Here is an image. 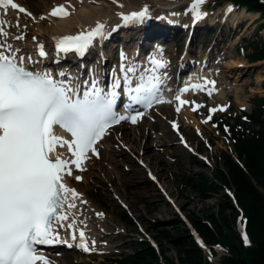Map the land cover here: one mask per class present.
I'll list each match as a JSON object with an SVG mask.
<instances>
[{
	"label": "rangeland",
	"instance_id": "rangeland-1",
	"mask_svg": "<svg viewBox=\"0 0 264 264\" xmlns=\"http://www.w3.org/2000/svg\"><path fill=\"white\" fill-rule=\"evenodd\" d=\"M57 1L68 0H23V3L32 10L31 13L36 17H45L41 20L43 27L47 28L51 23V18L48 16L49 6L51 9ZM124 1L131 2L133 5L168 1L170 2L168 6H172L168 7L169 12L176 13L184 22L185 26L181 29L178 38L154 43L162 45L160 48L162 57L168 62L164 69L171 74V81H177L180 76L176 72L177 67L181 62L188 61L186 50L189 45L186 44L192 31L189 22L193 17L190 13L186 14L185 10L191 0ZM111 3L116 6L113 1ZM238 4L239 6L232 0H220V2L207 0L203 5V10L208 13L206 19L218 23V28H216L218 30L216 33L204 32L203 38L199 35L197 40L194 38L190 43L194 55L190 56L192 61L189 66L193 70L201 63L203 69L197 72L198 75L208 76V73H211L208 79L215 81L211 96L202 93L196 99H192L196 104L203 105L192 113L190 111L191 109L193 111L194 105L191 103L184 113L177 112L173 103L169 104L166 111L164 107L157 108L152 115L146 118L145 122L137 125L138 129H145V132L149 133L153 130L145 128V125L156 123L157 133H152L153 137L143 136L141 141L146 147L139 148L136 152H132L131 146L120 138V133L127 132L129 127L117 126L110 131L104 141L100 142L101 157L91 153L95 157L97 166L94 174L89 175L91 168L85 169L83 173L88 174V178L86 182H80V186L78 185L86 197L88 208V215L87 213L85 215L87 219L82 220V224L89 228L90 240L96 242L94 250L92 253L70 250L63 255L54 256L50 264H113L111 263L113 257L132 252L136 243L142 239L150 242L154 240L158 245L166 248L167 255L177 257L178 252L174 244L163 237L161 231L166 229L175 238L179 237L181 233L178 230L184 229L186 225L190 229L194 227L191 222L192 214L206 217L213 211L217 213L220 204L226 203L224 193L231 191L226 184L219 181L221 186L219 191H210L207 197H203L186 183L182 176L184 173L198 175L204 172L216 181L214 170L217 168V163L221 164L223 152L232 149L233 140L222 133L212 119L207 123L204 122L209 116V109L227 106L223 111L218 110L211 115L218 113L243 115L245 111H252L255 105L252 103L253 98L264 96V61L260 63L250 61L246 55L252 49L245 46L253 39L259 41L264 38V14L260 12L261 10L246 4L239 2ZM229 6L232 8L231 11H228ZM243 6H247V9ZM114 10L117 8L112 7V11ZM235 14H237L236 17ZM28 17L22 21V26L17 28L18 32L27 35L39 33L37 22L30 16ZM221 17H223L222 21ZM204 21L203 18L201 23ZM235 21H237L236 25ZM224 24L226 36L225 33L220 35L221 26L223 27ZM148 27L149 25L141 27L142 38H145L149 31H155V28ZM132 31L134 34L138 32L136 28ZM218 36L225 39L218 40L215 44ZM121 37L120 33L116 34L117 39ZM123 46L127 56H137L138 39L132 38L128 43L120 41V47ZM108 53L110 54V51ZM240 100L247 101L250 103L249 106ZM177 118L182 119L181 128L189 142L188 145L181 141L178 133L171 127L170 120H177ZM186 120L188 123L183 126ZM156 134L162 135V139L165 140L155 146L153 143L157 141L156 138L160 137V135L156 137ZM158 147L164 149L161 150ZM143 151H146L147 161L157 171L161 181L154 180L151 176L148 169L150 165L141 158ZM194 156L200 160L204 159L207 166L195 162ZM75 181L74 177L73 182ZM98 213L103 215L99 216ZM225 213H229V209H226ZM123 214H127L132 222L124 220ZM239 227L242 231L244 230L241 223ZM163 264L167 263L163 262ZM176 264L179 263L176 262Z\"/></svg>",
	"mask_w": 264,
	"mask_h": 264
},
{
	"label": "snow or ice",
	"instance_id": "snow-or-ice-1",
	"mask_svg": "<svg viewBox=\"0 0 264 264\" xmlns=\"http://www.w3.org/2000/svg\"><path fill=\"white\" fill-rule=\"evenodd\" d=\"M206 2L192 0L186 14L190 13L194 22L199 21L207 15L202 10ZM113 3L124 7L119 0H113ZM0 7L5 13L11 7L35 20L31 12L14 0H0ZM231 10L229 6L228 11ZM70 14L64 5L55 6L49 12L50 16L60 18ZM117 15L125 25L143 24L151 12L149 6L144 5L138 11L118 12ZM12 27L6 20H0V264H50L45 256L39 254L37 245L63 243L73 247V243L60 239L61 228L71 230V240L85 252L94 250L96 243L91 241L93 248L90 249L85 232L76 230L74 221L65 223L69 219L63 212L65 206L75 208L74 200L79 196L75 189L62 183L65 176L72 175L70 165L83 171L82 163L88 158L87 154L98 155L96 144L111 126L126 120L135 124L143 115L135 106L148 108L153 103L162 102L160 92L166 73H161V70L167 67L168 62L151 56V66L142 67L130 63L121 53L119 74L113 70L108 90L100 87L99 80L93 78L84 82L88 87L81 98L79 89H73L70 82L56 80L48 72L26 70L25 58L17 55L20 49H14L9 42L10 38L23 40L24 35H12L9 31ZM15 27H21L18 17ZM108 35L105 23L97 21L94 27L76 35L54 38L55 51L57 56L75 53L83 57L95 42L106 39ZM36 47L40 57H47L43 44ZM157 52L162 55V49H157ZM28 62H33L31 56ZM59 75L63 77L65 73ZM207 83L215 84L214 81ZM122 86L127 97L124 105L127 115L115 111L121 96L118 90ZM192 87L202 86L194 84ZM184 91L188 88L181 89ZM208 94L211 95V90ZM175 99L180 105L193 104V111L203 107L195 101L181 99L180 95ZM225 107L209 109L204 122L212 119V113L223 111ZM176 111L179 112L180 107ZM172 123L174 128L178 127ZM57 126L69 133L71 139L57 135L54 131ZM56 145L67 146L70 158L62 159L59 154L53 158L51 153ZM75 179L82 177L76 176ZM66 188L71 193V201L65 193ZM242 238L245 244L249 243L246 233Z\"/></svg>",
	"mask_w": 264,
	"mask_h": 264
},
{
	"label": "trees",
	"instance_id": "trees-1",
	"mask_svg": "<svg viewBox=\"0 0 264 264\" xmlns=\"http://www.w3.org/2000/svg\"><path fill=\"white\" fill-rule=\"evenodd\" d=\"M236 1L264 14V0ZM250 45L252 51L247 53V57L250 60L264 59V38L253 40ZM253 101L252 112L236 115L234 121L214 118L219 129L233 140V152H223L221 164L217 163L214 170L217 180L204 172L198 175L184 173L182 176L203 197H207L210 191H219V181L233 189L235 198L225 192L226 203L220 204L217 213L213 211L206 217L191 215V222L211 250L216 252L214 246L221 243L229 254L218 259L210 258L186 225L178 230L181 234L176 238L166 229L161 231L162 236L174 244L177 257L167 255L164 246L160 245L158 249L150 241L142 239L132 252L113 257V264H264V96L255 97ZM195 162L207 166L203 160L196 158ZM226 209L229 213H225ZM241 211L246 217L250 239L247 244L238 230L237 220ZM124 214L123 219L132 222Z\"/></svg>",
	"mask_w": 264,
	"mask_h": 264
},
{
	"label": "bare ground",
	"instance_id": "bare-ground-1",
	"mask_svg": "<svg viewBox=\"0 0 264 264\" xmlns=\"http://www.w3.org/2000/svg\"><path fill=\"white\" fill-rule=\"evenodd\" d=\"M112 1L113 0H68V1H57V2L54 3L53 7H55L57 5H60V4L67 5L68 8L70 9V13H71L68 17L60 18V17L50 16L49 15L50 6H49L48 16L51 18V21H50L51 23H50L49 27H47V28L43 27L42 20L39 17H36L34 14H32V16L35 17L34 21H36L37 24H38V27H37L38 30L37 31L39 33H31V34H28V35L27 34H23L24 35V39L23 40H15V39H11L10 38L9 42L13 45L14 49L18 48L22 52H26V53H30V54H34V55L38 54L36 45L37 44H43L45 46V51L48 53L47 57H43V58L45 60H48L49 53L51 52L50 48L52 49L51 40L55 36L60 35V34H64V33L77 34L79 31H82V30H84L86 28L94 27L97 21L104 22L105 25H106V32L109 33L115 23H122L121 18L117 15L118 12L128 13V12H131V11H137V10H140L144 6V5H133L131 2H125L124 0H119V3L124 5L123 8H120V7H118L117 4H116V6H113V4L111 3ZM16 3H18L19 5L24 7L28 12H32V10L28 9L26 7L27 5H25L23 3V0H16ZM164 4L167 5V4H170V2L167 1L166 3L164 2ZM112 7H115V9L117 8V10L112 11ZM73 8L75 9L74 11H73ZM236 15L237 14H235V17H236ZM172 16L173 15H171V17ZM17 17L19 18L20 26H22V21L24 19L26 20L27 18H29L28 15H26L25 13H19L18 10H13V9H11V7H9V9L7 10V13H5V10L2 7H0V20H6L8 23L13 25V27L11 29H9V31H10V33L12 35H20V34H22L21 32H18L17 28L15 27ZM173 17H175V16H173ZM151 19H152V16H150V18L147 19L144 23L150 22ZM35 27H36V25H35ZM153 28H155V31L154 32H150L149 31V33L147 34L145 39H143V41L139 43V45H140L139 48L144 49V47L147 44L153 42V40H155V39H158V40H170L171 39L170 37L173 36V35H170L169 33H166L164 31V30H166V28H163V29L158 28V27H153ZM127 29H130V30L128 31ZM167 29H169V27H167ZM120 30H122L127 35L131 34V38H133V35H132L133 28H127L126 27V28H122ZM138 31H140V30H138ZM114 34L112 36H114ZM112 36H111L110 39H113ZM33 37H35L36 39L33 40ZM107 38H108V36H107ZM156 42L157 41H154V43H156ZM116 44H117V42H115L113 44H107L106 46H104L101 49V52H103L105 54L104 51L108 52L109 50H111V48L114 49ZM20 45H21V47H19ZM54 54L56 55V53H54ZM153 54L157 58H162L160 53H159V55L157 54V51H154ZM55 55H54V57H55ZM62 56H64V55H62ZM62 56H60V57H62ZM190 56H192V54L190 52H187V57L186 58L188 59V58H190ZM147 59H148V57L146 56L145 52H142L138 57L131 55L129 57V62L139 65L143 61L147 62ZM263 61L264 60L260 59V60H257L256 63L257 62L260 63V62H263ZM63 65L64 66H62L61 69L66 68L68 71H72L73 69L77 70L76 69L77 63L75 61L66 62ZM187 65L189 66V63H187ZM197 66H198L199 69H202V64L201 63L198 64ZM190 68H189V70H190ZM161 73H163V71ZM74 74H77V72H75ZM163 77L166 78V76H163ZM184 77L196 79L198 82H200L201 86L204 85V83H205L208 86L213 88L212 84L207 83V81H209L207 75H205V77L198 76V73L194 72V70L191 71L190 73H187L186 75H184ZM197 77L200 80H198ZM197 89L198 88H193L192 87L188 91H184L185 92V95H184L185 100L189 101L188 96L190 94H192V93H196ZM204 89H206V86L204 87ZM166 95L169 97L170 101H172L173 98L175 100V93L174 94L166 93ZM195 98H196V96H194V99ZM240 101H242V100H240ZM243 102L244 101H242V103ZM168 104L169 103H166V104L163 105L165 111H166V108H169ZM244 104L249 106L250 103L245 101ZM174 105H175V108L179 107L176 103ZM188 105L189 104L181 105L179 112H183L184 113L187 110ZM190 112L192 113L194 111H192V109H191ZM180 121L182 123V120L180 118H178L176 120V123L180 124ZM142 123L143 122L139 121L137 124L140 125ZM187 123H188L187 120L185 122H183V126H184V124L187 125ZM137 124L136 123L133 124V123H131L129 121H126V122H123V123L120 124V126L124 125L126 127H129V130L127 132L123 131V132L120 133V138L122 139V141H124V143H127L128 145L131 146L132 152L138 151L139 148L140 149H144L146 147V145H144V143L141 141V140H143V136H145V138H146V136L149 137L152 133H154V134L157 133L156 132L157 131L156 123L146 124L145 125V128H147V129L151 128V130H153L152 132H149V133H146L145 129H142V128L138 129L137 128ZM112 128H114V127H112ZM112 128L107 130L106 135H108L110 133ZM121 128H123V127H121ZM159 135H157L156 137H158ZM151 136L153 137V135H151ZM156 140L157 141L153 143V144H155V146L158 143H160V144L163 143L165 139H162V135H160V137L156 138ZM99 144H100V142H97L96 149H98ZM158 148L161 149V150L164 149L163 147H158ZM108 150L112 151L111 149H108ZM143 152H142L143 154H141V157L143 159L147 160V158L145 156L146 151H143ZM59 153H64L68 157V159L70 158V155H71L67 151V146L60 147L58 145L55 155H57ZM87 156H88V158L83 161L82 167H83L84 170L91 168L92 170L89 172V175H92V174H94V169L97 168V166L95 165L96 160H94L95 157H94V155H91V152H89L87 154ZM149 164H150V162H149ZM70 167L72 168V175L70 177L69 176H65L64 184L67 186V188L75 189V191L79 194V196L76 197L75 200H74V202L76 204V207L75 208H68L67 206H65L63 212H64L65 215L69 216L68 221H65V223L67 224V223H71V222L74 221L75 222L74 226L77 227L80 224H82V220L85 221V219H87L86 216H85L87 211H88V208H87V205H86L87 201L85 200L86 197L82 194L83 192L81 191V189H79V186H80V182H83V181L86 182V178H88L87 177L88 174H84L83 173L84 170L81 171V170L76 169L74 165H70ZM76 176H80V177H82V179H80V180L76 179V181L73 182V178L76 177ZM67 188L65 189V191H66V193L69 196L70 201H71L72 200L71 193L67 192ZM82 201H83V203H82ZM89 212H90V210H89ZM87 215H88V213H87ZM64 230H66V228H61V229H59V232H63ZM69 231L71 232V230H69ZM59 234L61 236V233H59ZM89 247H91L90 244H89Z\"/></svg>",
	"mask_w": 264,
	"mask_h": 264
}]
</instances>
